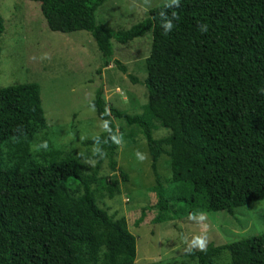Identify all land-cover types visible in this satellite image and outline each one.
<instances>
[{
  "label": "trees",
  "instance_id": "obj_1",
  "mask_svg": "<svg viewBox=\"0 0 264 264\" xmlns=\"http://www.w3.org/2000/svg\"><path fill=\"white\" fill-rule=\"evenodd\" d=\"M32 1L50 30L89 32L102 68L115 63L125 72L113 58L112 40L125 44L151 31L148 99L130 114L109 106L97 89L89 105L106 127L83 142L95 147L86 156L95 164L87 169L75 156L33 155L35 135L47 127L38 84L0 88V264H135L136 238L125 217L97 203L99 192H120L115 176L99 175L104 160L128 179L117 166L113 119L137 127L146 140L155 223L232 214L264 200V0H175L117 30L96 22L95 10L106 0ZM3 30L0 16V38ZM155 122L170 133L154 138ZM162 154L169 157L167 185L157 170ZM223 255L228 264H264V232L187 252L195 264H218Z\"/></svg>",
  "mask_w": 264,
  "mask_h": 264
},
{
  "label": "rangeland",
  "instance_id": "obj_2",
  "mask_svg": "<svg viewBox=\"0 0 264 264\" xmlns=\"http://www.w3.org/2000/svg\"><path fill=\"white\" fill-rule=\"evenodd\" d=\"M172 1L175 0H106L95 10V19L113 30L127 29L145 18L151 8ZM0 16L4 23L0 38V88L36 83L40 89L47 127L35 135L31 144L33 155L48 159L53 151L59 157L79 158L87 169L93 167L95 160L86 156L95 147L83 142L104 132L106 125L89 104L102 87L109 106L130 114L141 112L148 99L143 81L151 31L125 44L112 40L113 58L124 66V72L115 63L101 67V53L89 32L50 30L39 2L0 0ZM129 75L138 82H132ZM113 122L118 131L117 166L128 179L123 181L119 172L111 171L104 160L99 175L105 179L115 176L120 192L113 197L99 192L97 203L110 214L125 217L136 238L135 264H195L187 252L201 249L193 243L196 237L204 239L205 247L264 232V200L238 207L232 214L211 211L155 223L152 219L157 210L152 206L156 198L150 190L154 178L146 140L137 127L118 119ZM169 133V128L155 122L154 138ZM157 170L167 185L171 178L167 155L159 157ZM142 207L149 208L143 222L135 226ZM218 264H228L226 255Z\"/></svg>",
  "mask_w": 264,
  "mask_h": 264
},
{
  "label": "clouds",
  "instance_id": "obj_3",
  "mask_svg": "<svg viewBox=\"0 0 264 264\" xmlns=\"http://www.w3.org/2000/svg\"><path fill=\"white\" fill-rule=\"evenodd\" d=\"M176 3L178 4V0H176ZM172 28V24H169L167 26L166 31H169ZM202 30H206V27H202ZM193 243L199 244V246L201 247V249H203L205 241L202 237H196L195 240L193 241Z\"/></svg>",
  "mask_w": 264,
  "mask_h": 264
}]
</instances>
